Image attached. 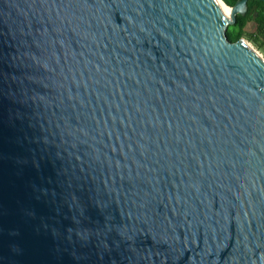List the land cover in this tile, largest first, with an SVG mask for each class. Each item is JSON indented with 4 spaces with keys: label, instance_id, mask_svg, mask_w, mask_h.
<instances>
[{
    "label": "water",
    "instance_id": "water-1",
    "mask_svg": "<svg viewBox=\"0 0 264 264\" xmlns=\"http://www.w3.org/2000/svg\"><path fill=\"white\" fill-rule=\"evenodd\" d=\"M216 0H0V264H264V56Z\"/></svg>",
    "mask_w": 264,
    "mask_h": 264
},
{
    "label": "trees",
    "instance_id": "trees-1",
    "mask_svg": "<svg viewBox=\"0 0 264 264\" xmlns=\"http://www.w3.org/2000/svg\"><path fill=\"white\" fill-rule=\"evenodd\" d=\"M226 4L233 6L238 0H223ZM254 22L257 27L255 33H249L247 26ZM227 34L231 41H237L246 37L259 49L264 51V0H248L246 14H238L234 24L229 25Z\"/></svg>",
    "mask_w": 264,
    "mask_h": 264
},
{
    "label": "bare ground",
    "instance_id": "bare-ground-1",
    "mask_svg": "<svg viewBox=\"0 0 264 264\" xmlns=\"http://www.w3.org/2000/svg\"><path fill=\"white\" fill-rule=\"evenodd\" d=\"M220 9L222 10V12L224 14H226V16H230L231 14V8L228 6V4H226L223 0H216Z\"/></svg>",
    "mask_w": 264,
    "mask_h": 264
},
{
    "label": "rangeland",
    "instance_id": "rangeland-1",
    "mask_svg": "<svg viewBox=\"0 0 264 264\" xmlns=\"http://www.w3.org/2000/svg\"><path fill=\"white\" fill-rule=\"evenodd\" d=\"M247 31L249 32V33H255L256 31H257V27H256V24L254 23V22H250L249 24H248V26H247ZM246 38V37H245ZM247 39V38H246ZM256 49H258L254 44H253V42L252 41H250L249 39H247ZM259 50V49H258ZM259 52H261L262 54H263V56H264V51L263 50H259Z\"/></svg>",
    "mask_w": 264,
    "mask_h": 264
}]
</instances>
